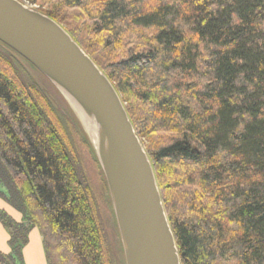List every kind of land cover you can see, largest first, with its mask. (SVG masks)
Instances as JSON below:
<instances>
[{
	"label": "trees",
	"instance_id": "obj_1",
	"mask_svg": "<svg viewBox=\"0 0 264 264\" xmlns=\"http://www.w3.org/2000/svg\"><path fill=\"white\" fill-rule=\"evenodd\" d=\"M21 1L61 24L113 83L181 264H264V0ZM24 61L36 69L0 42V166L47 264H117L84 159L100 169L90 142L80 150ZM0 219L12 244L27 243V226ZM0 264L16 262L0 251Z\"/></svg>",
	"mask_w": 264,
	"mask_h": 264
},
{
	"label": "water",
	"instance_id": "obj_2",
	"mask_svg": "<svg viewBox=\"0 0 264 264\" xmlns=\"http://www.w3.org/2000/svg\"><path fill=\"white\" fill-rule=\"evenodd\" d=\"M0 42L32 64L80 120L104 174L126 264H181L155 173L113 83L65 28L0 0Z\"/></svg>",
	"mask_w": 264,
	"mask_h": 264
},
{
	"label": "rangeland",
	"instance_id": "obj_3",
	"mask_svg": "<svg viewBox=\"0 0 264 264\" xmlns=\"http://www.w3.org/2000/svg\"><path fill=\"white\" fill-rule=\"evenodd\" d=\"M23 2L38 9L36 5L30 4L27 1H23ZM23 66H24L25 74L28 76V78L34 81L36 84H38L42 89H44V91L47 93L50 101L53 103L55 108L62 115H64L68 121L71 122L70 124L72 126V131L77 141V145L79 146L81 151L85 150L83 147L82 141L85 140V136L87 137L88 141H89V138L80 120L78 119L74 111L71 109L67 101L62 97V95L58 92V90L37 69H34L32 66H30L25 61L23 62ZM90 147L93 150V155H95L96 157V154H95V151H94V148L91 142H90ZM84 159L91 169V179L93 182V186L98 191V194L101 199L100 207L102 209V221L109 234L110 241L112 242L114 255L117 260V264H126L125 258H124L123 247L121 243V238H120V234H119L118 227H117L116 218H115V215L113 218L109 212L110 209L113 210V206H112V202H111V198L109 195V191H108V187H107L104 174L102 172L101 167L99 170L97 169V171L93 169L92 166L94 163H93V158L91 154L90 156L89 155L86 156L84 154ZM0 200H3L5 202V206L7 210L18 218L16 220L12 218L13 220H15L18 223L24 224L25 226L29 228L26 244L21 243L22 241L19 239V242L16 243V245H14L11 243L10 241L11 239L9 237V239L7 240V246L9 250L6 252L1 250V252L12 257L13 260L16 262V264H47L46 258L44 257L45 252L43 249V241H42L43 239L39 232V229L35 226H32L26 219L21 209L20 201L13 190L12 184L10 182V178H8L7 174L5 173L4 169L1 166H0ZM4 212L8 216H10V213L0 208V214ZM112 212L114 213V211ZM33 233L35 234L37 233L39 237V240H38L39 243L34 241ZM30 248H31L30 256L32 260H30V256H29Z\"/></svg>",
	"mask_w": 264,
	"mask_h": 264
},
{
	"label": "crops",
	"instance_id": "obj_4",
	"mask_svg": "<svg viewBox=\"0 0 264 264\" xmlns=\"http://www.w3.org/2000/svg\"><path fill=\"white\" fill-rule=\"evenodd\" d=\"M0 208L1 209H3V210H5V211H7L8 213H10L8 210H7V208H6V206H5V202L3 201V200H0ZM10 216L13 218V219H18L15 215H13V214H11L10 213ZM9 237H10V235H9V232H8V230L5 228V226L0 222V251L2 250V251H8L9 250V248H8V246H7V240L9 239ZM33 239H34V241L35 242H37V243H39L38 242V240H39V237H38V235H37V233L35 234V233H33ZM31 246H32V244H31ZM30 254H31V248H30V250H29V256H30ZM42 255V254H41ZM44 257H45V255H44ZM30 260H32L31 259V256H30Z\"/></svg>",
	"mask_w": 264,
	"mask_h": 264
}]
</instances>
